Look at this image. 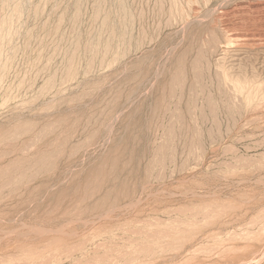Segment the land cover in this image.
Instances as JSON below:
<instances>
[{"label": "rangeland", "instance_id": "obj_1", "mask_svg": "<svg viewBox=\"0 0 264 264\" xmlns=\"http://www.w3.org/2000/svg\"><path fill=\"white\" fill-rule=\"evenodd\" d=\"M0 264H264V0H0Z\"/></svg>", "mask_w": 264, "mask_h": 264}, {"label": "bare ground", "instance_id": "obj_2", "mask_svg": "<svg viewBox=\"0 0 264 264\" xmlns=\"http://www.w3.org/2000/svg\"><path fill=\"white\" fill-rule=\"evenodd\" d=\"M228 123V122H227ZM235 123V122H234Z\"/></svg>", "mask_w": 264, "mask_h": 264}]
</instances>
